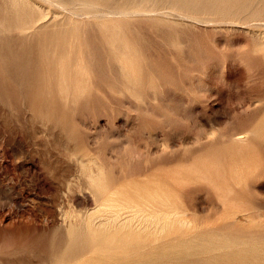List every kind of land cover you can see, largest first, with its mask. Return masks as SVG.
Here are the masks:
<instances>
[{"label":"rangeland","instance_id":"374dc122","mask_svg":"<svg viewBox=\"0 0 264 264\" xmlns=\"http://www.w3.org/2000/svg\"><path fill=\"white\" fill-rule=\"evenodd\" d=\"M263 247L264 0H0V264Z\"/></svg>","mask_w":264,"mask_h":264},{"label":"bare ground","instance_id":"6f19581e","mask_svg":"<svg viewBox=\"0 0 264 264\" xmlns=\"http://www.w3.org/2000/svg\"><path fill=\"white\" fill-rule=\"evenodd\" d=\"M10 1H11V0H10ZM212 1H213V0H212ZM240 1H241V0H240ZM6 2H7V1H6ZM17 2H18V1H17ZM173 2H174V1H173ZM210 2H211V1H210ZM248 2H249V1H248ZM262 2H263V0H262ZM14 3H15V2H14ZM214 3H216V2H214ZM224 3H225V2H224ZM240 3H241V2H240ZM240 3H239V4H240ZM243 3H244V1H243ZM257 3H258V2H257ZM260 3H261V2H260ZM9 4H10V3H9ZM15 4H16V3H15ZM18 4H19V3H18ZM18 4H16V5H18ZM210 4H211V3H210ZM250 4H251V3H250ZM255 4H256V3H255ZM11 5H12V7L14 6V5L12 4V2H11ZM225 5H226V3H225ZM241 5H242V3H241ZM7 6H8V5H7ZM244 6H245V4H244ZM248 6H249V5H248ZM261 6H262V4H261ZM258 7H260V6H258ZM134 9H135V8H134ZM240 9H241V8H240ZM247 9H248V8H247ZM257 9H258V8H257ZM260 9H261V8H260ZM260 9H259V10H260ZM130 10H131V9H130ZM121 11H122V13L124 12V10H120L119 12H121ZM134 11H135V10H134ZM117 12H118V11H117ZM128 12H130V11H128ZM128 12L125 11L123 15H126L125 13L128 14ZM225 12H226V11H225ZM76 13H77V12H76ZM132 13H133V12H132ZM132 13H131V14H132ZM120 14H121V13H120ZM249 14H250V13H249ZM252 14H253V13H252ZM71 15H72V14H71ZM75 15H76V14H75ZM81 15H82V14H81ZM250 15H251V14H250ZM251 17H252V16H251ZM251 17H250V18H251ZM254 18H255V17H254ZM252 19H253V18H252ZM76 20H77V19H76ZM240 139H241V138H239V140H240ZM135 153H136V152H135ZM129 154H130V153H129ZM132 154H133V153H132ZM137 154H138V153H137ZM135 156H136V155H135ZM90 173H92V172H90ZM90 175H91V174H90ZM96 175H97V174H96ZM91 176H92V175H91ZM91 176H90V177H91ZM93 176H94V173H93ZM87 177H88V176H87ZM91 178H92V177H91ZM92 179H93V178H92ZM92 179H91V180H92ZM92 181H93V180H92ZM93 182L95 183L94 186L97 187L98 185H96V180L93 181ZM94 186H93V184H92V189L94 188ZM88 187H89V184H88ZM95 189H96V188H95ZM109 191H110V190H109ZM111 191H113V190H111ZM109 196H110V195H109ZM108 198H109V197H108ZM105 199H107V198H105ZM109 199H110V198H109ZM162 199H163V197H162ZM101 200H104V198L101 199ZM107 200H108V199H107ZM111 200H112V199H111ZM115 200H116V199H115ZM115 200H114V201H115ZM146 200H147V199H146ZM104 201H106V200H104ZM108 201L111 202L110 200H108ZM108 201H107V202H108ZM114 201H112L113 204H112V207H110V208H112L111 210H112L115 214H117L116 217L118 216V213H120V211H121L123 208H125V207H126V208H131V209H132L131 212L133 213L134 210H135V212H136V209H137V207L139 206L138 204H135V203L131 204V202H129V201L121 202V201H118V200H117V201H118L117 203H116V201H115V202H114ZM124 201H125V200H124ZM154 201H155V200H154ZM100 202H101V201H100ZM102 203L104 204L103 201L101 202V204H102ZM105 203H106V202H105ZM143 203H144V202H143ZM149 203H150V202H149ZM96 204H97V203H96ZM106 204H107V203H106ZM98 205H99V204H98ZM110 205H111V204H107V207L110 206ZM133 205H137V207H136V206H133ZM151 205H153V204L151 203ZM153 206H154V205H153ZM107 207H105V209H109V208H107ZM134 207H135L136 209H135ZM139 207H140V206H139ZM148 207L151 208L150 206L147 205V208H148ZM98 208H99V207L96 208V211H97ZM101 208H103V205H102ZM126 208H125V210H126ZM140 208H141V207H140ZM152 208H153V207H152ZM156 208H157V207H156ZM141 209H143V207H142ZM145 209H146V208H145ZM160 209H161V208H159V210H160ZM99 210H100V209H99ZM99 210H98V211H99ZM103 210H104V209H103ZM103 210H102V211H103ZM89 211H90V210H89ZM96 211H95V212H96ZM112 211H111V212H112ZM122 211H123V210H122ZM126 211H127V210H126ZM140 211L142 212L143 210H140ZM147 211L149 212V209H148ZM155 211H156V210L154 209L153 213H154ZM163 211H164V210H163ZM163 211H162V213H163ZM173 211H174V210H173ZM87 212H88V211H87ZM99 212H100V211H99ZM105 212H107V211L105 210ZM108 212H109V211H108ZM129 212H130V210L127 212L128 215H129ZM131 212H130V214H131ZM143 212L145 213V210H144ZM156 212H159V211H156ZM156 212H155V213H156ZM165 212H167V211H165ZM174 212L176 213L177 211H174ZM174 212H173V214H174ZM97 213H98V212H97ZM100 213H101V212H100ZM137 213H140V212H136V214H137ZM150 213H151V211H150ZM153 213H152V214H153ZM155 213H154V215H155ZM159 213H161V211H160ZM167 213H168V212H167ZM167 213H166V214H167ZM79 214H80V213H79ZM98 214H99V213H98ZM105 214H106V213H105ZM111 214H112V213H111ZM111 214H110V216H112ZM121 214H124V213H121ZM136 214H135V216H136ZM140 214H141V213H140ZM169 214H170V213H169ZM169 214H168V215H169ZM176 214L179 215V214H181V213L179 212V213H176ZM176 214H174V215H176ZM94 215H95V214H94ZM94 215H91V216H92V220H91V222H94V221H93V216H94ZM101 215H102V214H101ZM108 215H109V214H108ZM125 215H126V214H124V216H125ZM131 215H132V214H131ZM154 215H153V216H154ZM168 215H164L165 218L163 217V215H161V216H162L161 218H164L165 221H167L168 218L166 219V216L169 217ZM73 216H74V215H73ZM91 216L88 215V217H91ZM97 216H99V215H97ZM105 216H106V215H105ZM122 216H123V215H122ZM124 216H123V217H124ZM129 216H130V215H129ZM133 216H134V214H133ZM141 216H144V215L141 214ZM147 216H148V214H147ZM149 216H150V215H149ZM156 216H157V213H156ZM88 217H87V219H88ZM95 217H96V216H95ZM95 217H94V218H95ZM120 217H121V216H119V218H120ZM126 217H127V215H126ZM137 217L139 218V216H137ZM73 218H74V217H73ZM98 218H99V217H98ZM100 218L104 219V218H106V217L103 218V216H102V217H100ZM110 218H112V220H113V217H110ZM117 218H118V217H117ZM124 218H125V217H124ZM130 218H131V217H130ZM138 218H137V219H138ZM145 218H146V217H144L143 219L141 218V219H142V220H145ZM154 218H156V217H154ZM157 218H158V217H157ZM180 218H181V217H180ZM102 219H100V220H102ZM108 219H109V218H108ZM115 219H116V218H115ZM121 219H122V217H121ZM121 219H120V220H121ZM125 219H126V218H125ZM128 219H129V218L127 217V220H128ZM132 219H133V218H132ZM132 219H131V220H132ZM148 219H150V217H149ZM151 219L153 220V218H151ZM164 219H163V221H164ZM183 219H185V218H183ZM78 220H79V219H78ZM89 220H90V219H89ZM89 220H87V221H89ZM95 220H96V218H95ZM98 220H99V219H98ZM104 220H105V219H104ZM106 220H107V219H106ZM116 220H117V219H116ZM118 220H119V219H118ZM120 220H119V221H120ZM134 220H135V217H134ZM142 220H140V221H142ZM146 220H147V219H146ZM176 220H177V219H176ZM83 221H84V220H83ZM121 221H123V220H121ZM124 221H125V220H124ZM128 221H129V220H128ZM128 221H127V222H128ZM150 221H151V220H150ZM154 221H156V220H154ZM154 221H153V222H154ZM163 221H161V224H163ZM169 221H170L169 224L171 225V224L173 223V222H172L173 220H172V221L169 220ZM174 221H175V220H174ZM178 221H179V222L182 221V218H181V220L179 219ZM76 222H77V221H76ZM100 222H101V221H100ZM100 222H98V223H100ZM102 222H103V221H102ZM107 222H108V221H107ZM107 222H106V223H107ZM115 222H116V221H115ZM115 222H114V223H115ZM125 222H126V221H125ZM127 222H126V223H127ZM131 222H132V221H131ZM135 222H136V221H135ZM142 222H144V221H142ZM151 222H152V221H151ZM151 222H150V223H151ZM179 222H178V223H179ZM98 223H97V224H98ZM104 223H105V221H104ZM116 223L119 224V226H120V224H121L122 222H121V223L116 222ZM116 223H115V226H116ZM123 223H124V222H123ZM144 223H145V222H144ZM144 223L142 224V226L144 225ZM146 223H147V222H146ZM146 223H145V224H146ZM148 223H149V222H148ZM167 223H168V221H167ZM181 223H182V222H181ZM184 223H185V222H184V220H183V224H184ZM91 224H92V223H91ZM97 224L95 223V225H97ZM100 224H101V223H100ZM108 224H113V223H110V222H109ZM136 224H137V222H136ZM136 224H135V225H136ZM140 224H141V222H140ZM151 224H152V223H151ZM154 224H155V223H154ZM165 224H166V223H164V226H166ZM169 224H168V225H169ZM173 224H174V223H173ZM92 225H94V224H92ZM98 225H99V224H98ZM129 225H130V223H129ZM129 225H128V227H129ZM131 225H133V224H131ZM135 225H134V226H135ZM149 225H150V224H149ZM188 225H189V224H188ZM101 226H102V225H101ZM103 226H104V225H103ZM106 226H107V225H106ZM108 226H109V225H108ZM108 226H107V227H108ZM117 226H118V225H117ZM121 226H122V224H121ZM134 226H133V227H134ZM151 226H152V225H151ZM155 226H156V225H155ZM186 226H187V225H186ZM98 227H99V226H98ZM109 227H110V226H109ZM111 227H112V226H111ZM125 227H127V224H125ZM128 227H127V228H128ZM130 227H131V229H132V226H130ZM136 227H138V226H136ZM136 227L134 228V230L137 229ZM146 227H148V226L146 225ZM153 227H154V226H153ZM157 227H159V226L157 225ZM166 227H167V226H166ZM166 227H165V229H166ZM172 227H173V226H172ZM105 228H106V227H105ZM151 228H152V227H151ZM151 228H150V229H151ZM159 228H160V227H159ZM162 228H163V227H162ZM170 228H171V226H170ZM107 229H108V228H107ZM110 229L112 230L113 228H110ZM129 229H130V228H129ZM148 229H149V227L147 228V230H145V229H143V230L149 232L150 229H149V231H148ZM156 229H158V228H156ZM114 230H115V229H114ZM124 230H125V229H124ZM139 230L141 231V229H139ZM143 230H142V231H143ZM154 231H155V229H154ZM128 232H129V231H128ZM131 232H132V231H131ZM135 232H136V231H135ZM137 232H138V231H137ZM162 232H164V231H162ZM140 233H141V232H140ZM149 233H151V231H150ZM152 233H153V232H152ZM132 234H133V233H132ZM134 234H135V233H134ZM136 234H137V233H136ZM136 236H137V235H136ZM122 238H123V237H122ZM140 240H141V239H140ZM115 241H116V240H115ZM107 242H108V241H107ZM136 242H137V241H136ZM141 243H142V242H141ZM111 244H112V243H111ZM124 246H125V245H124ZM147 246H148V245H147ZM150 246H151V244H150ZM120 247H121V246H120ZM259 247H261V245H260ZM149 248H150V247H149ZM253 248H254V247H253ZM263 248H264V247H263ZM142 249H143V248H142ZM157 249H158V248H157ZM143 250H144V249H143ZM158 250H159V249H158ZM149 251H150V250H149ZM159 251H160V250H159ZM90 252H91V251H90ZM107 252H108V251H107ZM109 252H110V251H109ZM144 252H145V250H144ZM92 253H93V252H92ZM100 253H101V252H100ZM98 254H99V253H98ZM134 255H135V254H134ZM114 256H115V255H114ZM138 258H139V257H138ZM157 258H158V257H157ZM148 259H149V258H148ZM155 259H156V258H155ZM80 260H82V259L79 258V261H80ZM203 260H204V259H203ZM119 262H120V261H119ZM75 263H76V262H75ZM141 263H142V262H141ZM240 263H241V262H240ZM72 264H73V263H72ZM142 264H144V263H142ZM200 264H201V263H200Z\"/></svg>","mask_w":264,"mask_h":264}]
</instances>
